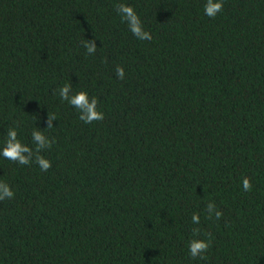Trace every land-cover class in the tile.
I'll return each mask as SVG.
<instances>
[{"label": "trees", "instance_id": "16d2710c", "mask_svg": "<svg viewBox=\"0 0 264 264\" xmlns=\"http://www.w3.org/2000/svg\"><path fill=\"white\" fill-rule=\"evenodd\" d=\"M203 2L0 0V142L54 141L45 171L0 157V264H264V0ZM64 83L103 119L81 121ZM189 238L211 241L203 259Z\"/></svg>", "mask_w": 264, "mask_h": 264}, {"label": "clouds", "instance_id": "9594fccd", "mask_svg": "<svg viewBox=\"0 0 264 264\" xmlns=\"http://www.w3.org/2000/svg\"><path fill=\"white\" fill-rule=\"evenodd\" d=\"M223 0H204L203 14L209 18H213L222 10ZM117 13L122 22H126L128 30L138 39H151L150 34L143 30L138 14L134 11L130 4L120 3L117 5ZM85 51L89 54L95 51L96 45L88 40L84 42ZM116 75L123 79L124 70L122 67H116ZM62 102L73 106L78 111V118L85 124L93 120H101L104 113L97 109L96 97L89 98L86 91H73L71 85L64 83L54 90ZM51 120L47 127H51ZM31 139L34 147H29L27 144L21 142L17 137V129L9 127L6 136L0 142V157L16 162L18 165H27L34 162L41 171H45L50 167V161L40 155L42 149L48 148L54 141L46 137L41 130L33 129L31 131ZM241 187L247 191L250 188V183L247 177L242 178ZM14 195L10 186L5 182H0V200L5 198H12ZM206 215L208 217L215 216L219 218L221 212L216 208L214 202L209 201L205 205ZM192 224L198 225L200 217L196 212L191 215ZM198 235V230H192V237ZM211 241L209 239L189 238L187 241V254L190 258L200 257L204 258L206 250L209 248Z\"/></svg>", "mask_w": 264, "mask_h": 264}]
</instances>
